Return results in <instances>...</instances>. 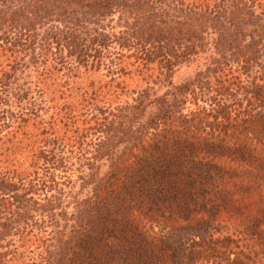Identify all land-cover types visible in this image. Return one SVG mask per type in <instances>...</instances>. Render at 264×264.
Listing matches in <instances>:
<instances>
[{"label":"trees","instance_id":"trees-1","mask_svg":"<svg viewBox=\"0 0 264 264\" xmlns=\"http://www.w3.org/2000/svg\"><path fill=\"white\" fill-rule=\"evenodd\" d=\"M201 56L183 84L111 108L120 77L153 84ZM99 71L109 85L72 94ZM203 90L208 107L184 111ZM28 124L34 171L0 166V264L35 229L24 264H264V0H0V164ZM65 152L81 199L57 188ZM181 225L197 231L169 243Z\"/></svg>","mask_w":264,"mask_h":264},{"label":"rangeland","instance_id":"rangeland-1","mask_svg":"<svg viewBox=\"0 0 264 264\" xmlns=\"http://www.w3.org/2000/svg\"><path fill=\"white\" fill-rule=\"evenodd\" d=\"M209 59L207 58V56H201L198 59H193V61H190L187 64H184L182 66H179L178 68H175L174 70H172V72L169 74V78L168 80L166 79H161L158 81H154L153 84H151V82L149 81H144L141 82V79L139 77H137L136 75H127V76H123L120 77V80L118 82H121L124 80V83H127V92L123 93L124 95H122L120 97L119 100L115 101V103H113L111 105V108L116 107L117 105H121L123 102L124 103H131L132 99H134L135 95L133 93H135V91H140L143 89H146V91L149 93V96L153 97V98H158L160 97L162 94H164L165 92H167L168 90V85L171 84V86H178L180 84H183L185 81L191 79L194 77V74L197 71H201L204 70L205 67H207V65L209 64ZM111 76L108 74L104 75L103 71H99L96 72V74H89V75H84L83 78L80 80V82H74V84H70V87L72 89V94L74 93V90L76 88L78 89H82L84 87H86L87 85H89L90 83H94L97 86V83L101 84V83H108L109 85V81ZM72 82V81H71ZM147 82V83H146ZM149 83V84H148ZM77 84V85H76ZM212 97V93L211 91H202L201 95L198 96V99L195 98V101H193L194 99H191L192 102L188 101V104H186L184 106V111H186L187 109L190 111H194V109L197 108H202V107H208L209 105V98ZM195 103V104H194ZM101 106V105H99ZM186 107V108H185ZM188 107V108H187ZM44 110H47L46 108ZM156 110L154 109V107H148L146 109L145 115L149 116L151 114H153ZM13 112H15V110H13ZM43 112V111H42ZM51 114V111H49V113H44V118L48 120L49 116ZM108 116V111H106V114ZM23 129L25 130L24 133L26 134H30V136H34L31 137L30 136H26V137H21V136H14L11 140V143L9 144L10 146H13L11 148V156H9L10 154L8 153V159H5V161L1 162L0 166L3 167V169H5V167L10 170V171H18V172H31L34 171L32 169H29L30 166V158H29V148L30 146L34 145L33 147L36 148V141H34L35 137L37 136L36 130H34L31 127V124H28L27 126H24ZM39 134V133H38ZM67 135H64V140L68 141L70 140V133H66ZM62 135V131L59 134V136ZM96 135V134H95ZM97 136H94V141L95 138ZM29 138V139H27ZM68 142H66V146ZM93 144V143H91ZM38 146V145H37ZM90 147V146H89ZM67 149V147H65ZM74 150V148H71ZM70 150V147L68 149V151ZM25 151H27V153H25ZM89 156V155H88ZM64 157L68 158V164L69 166H72L70 169V172H68V178H62L60 179V175H58L57 172L54 173V177H55V182L57 185V188L62 189V191L67 194L69 193V188L70 186L67 184V182L69 181L70 183H76L77 178L80 174H78V171H82L83 169L79 170L82 166L83 163L82 161H77L76 159V153H72V154H68L67 152L64 153ZM98 164H101V172L100 174L103 175L104 172L107 171L108 166H109V161H100ZM85 173H89L88 170H85ZM58 175V176H57ZM80 184L76 183L74 184V187L72 189V193H77L78 191L81 192L80 194V199L82 198V196L86 195L89 191L90 188H84L83 190L80 191ZM38 193V192H37ZM33 197L36 199L38 196L37 194L33 195ZM70 210V209H69ZM181 225V229H176L174 232H176L175 235H177L178 237H180L179 240H176L175 238L168 237V242L171 243L173 241L177 242V246L179 244H181L182 239H190V235H194L196 233V229H182ZM42 228H41V232H42ZM159 232H162L163 235L165 236V238L167 239L168 234H170L169 231L166 230H158ZM37 231L36 229L34 230L32 236H29L27 238H22L19 242L18 245H23L24 247L19 248L17 251V257L21 258V259H15L14 261L12 260V262H7L5 264H24V261H26V258L31 257V258H35L36 255L38 254L39 250H35L34 247L37 244L36 242V235H37ZM192 238V237H191ZM184 242V240H183ZM17 247V245H16ZM11 249H13L14 247H10ZM172 249H175V245L171 247ZM28 251H32L29 252ZM176 254L182 256L183 258L186 259V257H184V252L180 251V252H176ZM178 255V256H179ZM177 261H181V259H178ZM4 264V263H1Z\"/></svg>","mask_w":264,"mask_h":264}]
</instances>
